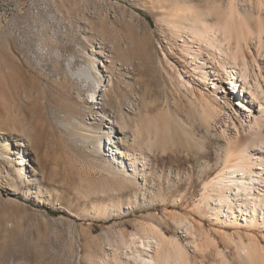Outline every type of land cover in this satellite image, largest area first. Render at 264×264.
<instances>
[{"label":"rangeland","instance_id":"1","mask_svg":"<svg viewBox=\"0 0 264 264\" xmlns=\"http://www.w3.org/2000/svg\"><path fill=\"white\" fill-rule=\"evenodd\" d=\"M230 1L0 0V59L23 65V84L8 107L0 91V264H107V254L113 257L122 237L147 232L152 225L181 237L185 222H194L215 241L197 253V264H221L219 250L237 264L235 242L264 236L261 229L223 231L209 218L201 219L208 217L198 211L205 207L198 202L203 184L222 169L226 138L218 144L216 136L203 140L209 126L213 135L221 129L216 122L199 121L202 129L195 131V115L188 116L189 101L175 84L181 74L208 92L209 86L187 74L181 39H189L193 24L185 13H206L208 6L222 10ZM235 3L243 14L259 16L247 0ZM173 13L182 15L180 34L171 30ZM257 39L248 35L242 45L250 63L255 55L264 73V45L258 47ZM137 47L148 60L139 78L128 62ZM228 53L215 52L220 59ZM81 68L92 71L90 84L77 75ZM218 70L214 78L222 81ZM6 71L0 66L2 85ZM92 89L98 104L89 103ZM121 115L125 123H119ZM164 116L172 117L171 138L161 127ZM111 129L109 140L105 132ZM149 132L150 151L144 144ZM118 147L138 158L137 173L112 160ZM225 232L235 242L226 240Z\"/></svg>","mask_w":264,"mask_h":264},{"label":"bare ground","instance_id":"2","mask_svg":"<svg viewBox=\"0 0 264 264\" xmlns=\"http://www.w3.org/2000/svg\"><path fill=\"white\" fill-rule=\"evenodd\" d=\"M231 1L229 7L225 6L226 9L223 6L224 9L222 8V10H210L211 7L207 5L209 9L206 13L199 11V13L191 14V17L187 15L188 12L185 13L187 20L193 24V32L189 36V39H181L184 42V56L188 63L187 74L190 79L192 77L194 81L204 86H209V89H205L208 92L206 93L198 89L181 74L175 79V84L177 88L179 87L180 91L182 90L184 97L189 101L190 110L188 116L192 119V116L195 115L193 118L195 120V122L193 121L194 127H196L195 131L202 129V123L207 126L210 123L216 122L221 129L220 133L218 132L219 134L213 135L214 132L211 134L208 131L209 126L206 128V131H202L203 140L205 142L208 140L209 143L211 137L215 138L214 136H216L218 144L223 141V138H226V143L222 147V152L225 154L223 156L224 165H222V169L218 170L214 177H211V179H208L203 184V191L198 202L202 203V205L204 204L206 208L198 203V206L200 204L202 207V209L201 207L199 208L198 211L200 213H198L201 216L208 217L201 219L207 220L209 218L213 224L221 227L223 231L233 228L232 226H239L250 231L261 229L264 232V73L262 72L263 68L258 58L252 55L253 65L258 69V73L255 72L254 66L247 58L242 45L244 39L248 38V35L250 36L251 34L257 35L258 47L261 48L264 45V16L261 15L264 12V0H247V3L252 5L250 7L256 8L257 6L258 17H255L252 11L250 12L251 14H243L237 7L236 0ZM177 11L182 15L184 14V11H180V8ZM174 14L172 15L175 20L170 19L172 22L171 30L174 33L180 34L181 31L178 30L180 29L179 21L182 15H179V13ZM211 19L215 20V24H211L213 21L210 23ZM191 43L198 45L197 48L193 47ZM247 47L248 51L253 53L249 45ZM137 49L138 47L135 49L137 53L129 58L128 62L133 66L132 70L135 77L139 78L147 70L148 60H145L144 56ZM227 51L229 53L224 59L216 57L215 52L222 55ZM261 56L264 55L261 54ZM136 58L139 62H137V65H134ZM262 60L264 61V59ZM0 66L7 70L5 86L0 83L4 86L0 91L8 107L16 95L18 85L23 84L21 79L23 65L20 63L15 65L12 62L0 59ZM220 67L224 80L227 74L230 79L233 78V81H237L233 90L227 92L224 90V80L220 81L214 78V72H218ZM229 68L233 69L236 75L240 74V77L237 76L236 79L229 74L231 72L228 71ZM77 75L88 84L95 79L89 68L79 69ZM197 76L201 78L200 82L196 78ZM137 84L140 85L141 89L142 86L139 79ZM106 92L107 94L110 92L109 87L106 88ZM96 93V89L90 90V94L94 99L89 102L90 104L99 103ZM227 110L229 111L227 112ZM230 110L232 114L229 113ZM36 111H33V115ZM174 114L177 117L176 112ZM120 117L119 123L120 121H124V117L122 115ZM170 119L164 116L161 124L167 137L174 134L169 122ZM199 121L201 124L197 126L196 123H199ZM175 122L179 129L184 132L187 130H184V126L177 120ZM184 123L186 124V122ZM40 133L39 135H42L44 132L41 131ZM112 133V129L105 132L109 136V140ZM192 135L194 134L192 133ZM85 137L89 143L93 142L92 135L87 134ZM149 137H151L150 132L147 133V139L144 142L148 151H150L149 149L153 144L152 140H149ZM176 141L178 143V140ZM112 143L110 142L109 146ZM234 144L239 145L237 148H234ZM93 145L95 147L94 152L99 153V145L97 143ZM201 145L204 146V144ZM126 157H128L129 163H126ZM112 160L119 168L125 169L130 166V172L137 173L138 171L137 163L139 160L135 157V154L123 151L119 147L114 151ZM143 166H146V164ZM3 179H6V177L2 174L1 180ZM203 209L206 210L204 211ZM206 211L209 213L208 215H206ZM173 223L175 224V222ZM193 223L185 222L181 228L183 231V233L180 232L182 234L181 237H184L185 240L177 235L170 237L157 226L160 231L155 225H152L155 229L150 228V231L148 230L143 233H132L128 239L122 237L120 246L114 250L113 257L107 254L106 262L107 264H197V253L209 248V246L211 247L210 243L212 244L215 241H212L210 234L203 230H197L194 225L195 223ZM218 236L221 235L219 234ZM254 236L252 238L248 237L250 243H247L243 237L239 238V242H235V239L228 233L225 232L223 235L226 240L229 241L231 239L236 243L234 244L237 246V250H234L236 252L234 254L238 252L236 258L237 264L264 263V245L262 244L264 236L261 239H259V235H257V237L259 236L258 239ZM105 238L111 242L109 235H106ZM227 243L229 244V242ZM121 250H124V252H121ZM219 251V256L222 259L221 264H235L222 251Z\"/></svg>","mask_w":264,"mask_h":264}]
</instances>
